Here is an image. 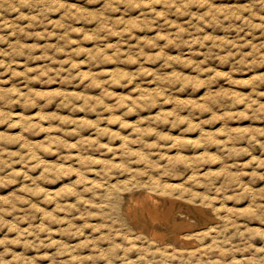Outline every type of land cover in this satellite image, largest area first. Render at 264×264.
Listing matches in <instances>:
<instances>
[{"label": "rangeland", "instance_id": "rangeland-1", "mask_svg": "<svg viewBox=\"0 0 264 264\" xmlns=\"http://www.w3.org/2000/svg\"><path fill=\"white\" fill-rule=\"evenodd\" d=\"M145 262L264 264V0H0V264Z\"/></svg>", "mask_w": 264, "mask_h": 264}, {"label": "bare ground", "instance_id": "bare-ground-1", "mask_svg": "<svg viewBox=\"0 0 264 264\" xmlns=\"http://www.w3.org/2000/svg\"><path fill=\"white\" fill-rule=\"evenodd\" d=\"M155 165H156V164H155ZM152 179H153V178H152ZM165 184H166V183H165ZM165 184L163 183V185H165ZM158 186H159V185H158ZM168 186H170V185H168ZM161 187H164V186H161ZM246 189H247V188H246ZM161 190H162V189H161ZM247 192H248V191H247ZM252 194H253V193H252ZM249 196L252 198L251 195H249ZM200 197H202V196H200ZM203 197H205V195H204ZM203 197H202V198H203ZM250 197H249V198H250ZM154 201H155V200H154ZM250 201H251V199H250ZM140 202H141V201H140ZM152 202H153V200H152ZM247 204H248V203H247ZM247 206H248V205H247ZM125 207H126V206H125ZM156 207H157V206H156ZM222 207H224V206H222ZM222 207H221V208H222ZM231 207H232V206H231ZM226 208H228V207H226ZM240 208H241V207H240ZM196 209H197V208H196ZM253 209H254V208H253ZM163 210H164V209H163ZM167 210H168V209H167ZM194 210H195V209H194ZM221 210H222V209H221ZM239 210H240V209H239ZM124 211H126V210H124ZM196 211H198V210H196ZM223 211H224V210H223ZM226 211H228V210H226ZM166 212H167V211H166ZM166 212H165V213H166ZM165 213H164V215H165ZM168 213H169V212H168ZM204 214H205V213H204ZM121 215H122V214H121ZM131 215H132V214H131ZM166 215H167V214H166ZM195 215H196V214H195ZM124 216H125V215H124ZM132 216H133V215H132ZM197 216H198V215H197ZM224 216H225V215H224ZM228 216H229V215H228ZM126 217H127V216H126ZM199 217H200V216H199ZM171 218H172V217H171ZM223 218H224V217H223ZM223 218H221V219H223ZM229 218H230V216H229ZM201 219H204V218H201ZM226 219H227V218H226ZM230 219H231V218H230ZM170 220H171V219H170ZM172 220H173V218H172ZM224 220H225V218H224ZM225 221H226V220H225ZM233 221H235V220H233ZM173 222H174L173 224L176 223L175 221H173ZM201 222H203V221H201ZM205 222H207V221H205ZM227 222H228V220H227ZM253 222H254V221H253ZM230 223H231V222H230ZM178 224H179V223H178ZM184 224H185V223H184ZM190 224H191V223H190ZM190 224H189V225H190ZM212 224H213V223H212ZM168 225H169V227H170V224H168ZM186 225H188V224L186 223ZM189 225H188V226H189ZM201 225H202V224H201ZM215 225H216V224H215ZM138 226H139V225H138ZM199 226H200V225H199ZM202 226H203V225H202ZM204 226H205V225H204ZM231 226H232V225H231ZM233 226H234V225H233ZM237 226H238V225H237ZM173 227H174V226H173ZM173 227H172V228H173ZM179 227H180V226H179ZM186 227H187V226H186ZM194 227H196V226H194ZM208 227H209V226H208ZM218 227H219V226H218ZM135 228H136V227H135ZM139 228H140V227H139ZM176 228H177V226H176ZM183 228H184V227H183ZM133 229H134V228H133ZM173 229H174V228H173ZM173 229H172V230H173ZM179 229H180V228H179ZM188 229H189V227H188ZM194 229H195V228H194ZM196 229H197V228H196ZM210 229H211V227H210ZM213 229H215V228L213 227ZM236 229H237V227H236ZM131 230H132V229H131ZM140 230H141V228H140ZM175 230H177V229H175ZM183 230H184V229H183ZM186 230H187V229H186ZM181 231H182V230H181ZM187 231H188V230H187ZM209 231H210V230H209ZM134 232H135V230H134ZM178 232H179V230H178ZM199 232H200V231H199ZM214 232H215V230H214ZM239 232H240V231H239ZM137 233H138V232H137ZM195 233H197V232H195ZM144 234H145V233H144ZM144 234H142V236H143ZM175 234H176V233H175ZM134 235H135V234H134ZM189 235H190V234H189ZM193 235H194V234H193ZM195 235H196V234H195ZM137 236H138V235H137ZM140 236H141V234H140ZM187 236H188V235H187ZM131 237H132V236H131ZM135 237H136V236H135ZM138 237H139V236H138ZM143 237H144V236H143ZM174 237H175V236H174V233H173V238H174ZM198 237H200V236H198ZM198 237H197V238H198ZM209 237H210V236H209ZM145 238H146V237H145ZM206 238H207V237H206ZM210 238H212V237H210ZM210 238H209V239H210ZM131 239H132V238H131ZM131 239H129L130 242H131ZM141 239H142V238H141ZM207 239H208V238H207ZM213 239H214V238H213ZM134 240H135V239H134ZM146 240H147V239H146ZM148 240H149V239H148ZM175 240H176V239H175ZM178 240H179V239H178ZM182 240H184V239H182ZM132 241H133V240H132ZM144 241H145V240H144ZM152 241H154V240H152ZM167 241H168V240H167ZM180 241H181V237H180ZM203 241H205V240H203ZM138 242H139V241H138ZM138 242H137V243H138ZM156 242H157V241H156ZM156 242H155V244H156ZM171 242H172V241H171ZM171 242H170V243H171ZM177 242H178V241H177ZM187 242H188V240H187ZM199 242H200V241H199ZM131 243H132V242H131ZM135 243H136V242H135ZM140 243H141V242H140ZM147 243H148V241H147ZM150 243H151V242H150ZM184 243H185V242H184ZM184 243H183V244H184ZM133 244H134V243H133ZM186 244H187V243H186ZM138 245H139V244H138ZM158 245H159V243H158ZM178 245H179V243H178ZM139 246H140V245H139ZM144 246H145V245H144ZM144 246H142V248H143ZM152 246H153V245H152ZM159 246H160V245H159ZM161 246H162V245H161ZM172 246H174V245H172ZM172 246H171V247H172ZM185 246H186V245H185ZM162 247H163V246H162ZM164 247H167V246L164 245ZM177 247H178V246H176V248H177ZM199 247H200V246H199ZM135 248L137 249V247H135ZM139 248H140V247H139ZM155 248H156V247H155ZM159 248H160V247H159ZM169 248H170V246H169ZM181 248H182V247H181ZM156 249H157V248H156ZM172 249H173V248H172ZM189 249H190V248H189ZM189 249H188V251L191 252ZM193 249H194V248H193ZM196 249H197V247H196ZM196 249H195V250H196ZM198 249H199V248H198ZM138 250H139V249H138ZM157 250H158V249H157ZM169 250H170V249H169ZM169 250H168V251H169ZM178 250H179V248H178ZM180 250H181V249H180ZM184 250H185V249H184ZM136 251H137V250H136ZM147 251H149V250L147 249ZM152 251H153V249H152ZM155 251H156V250L154 249V253H156ZM161 251H163V250H161ZM170 251H171V250H170ZM173 251H174V250H173ZM176 251H177V250L175 249V252H176ZM150 252H151V251H150ZM165 252H167V251H165ZM186 252H187V251H185V253H186ZM137 253H138V252H137ZM148 253H149V252H148ZM151 253H152V252H151ZM154 253H153V254H154ZM159 253H161V252H159ZM169 253H170V252H169ZM180 253H182V252H180ZM139 254H140V253H139ZM149 254H150V253H149ZM156 254H158V253H156ZM162 254H163V253H162ZM162 254H161V256H162ZM167 254H168V253H167ZM167 254H166V255H167ZM203 254H204V253H203ZM163 255H164V254H163ZM171 255H172V254H171ZM184 255H185V254H183L182 256H184ZM154 256H156V255H154ZM169 256H170V254H169ZM180 256H181V255H180ZM188 256H189V255H188ZM144 257H145V256H144ZM146 258H147V257H146ZM146 258H145V259H146ZM154 258H155V257H154ZM197 258H198V257H197ZM202 258L204 259V257H202ZM158 259H160V258H158ZM141 260L143 261V258H141ZM160 260H161V259H160ZM160 260H159V261H160ZM174 260H176V259H174ZM177 260H178V259H177ZM182 260H183V259H182ZM153 261H154V260H153ZM159 261H158L157 263H159ZM161 261H162V260H161ZM192 261H193V260H192ZM155 262H156V260H155ZM173 262H174V261H173ZM184 262H185V261H184ZM184 262H183V264H184ZM141 263H142V262H141ZM162 263H163V262H162ZM143 264H144V263H143ZM145 264H146V262H145ZM149 264H150V263H149Z\"/></svg>", "mask_w": 264, "mask_h": 264}]
</instances>
